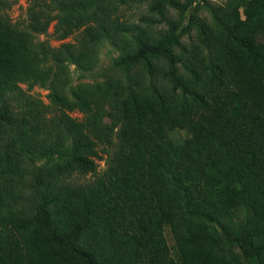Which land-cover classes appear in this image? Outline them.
<instances>
[{"label":"trees","instance_id":"obj_1","mask_svg":"<svg viewBox=\"0 0 264 264\" xmlns=\"http://www.w3.org/2000/svg\"><path fill=\"white\" fill-rule=\"evenodd\" d=\"M37 1L33 35L0 16V230L8 231L0 264H264V0H241L243 19L235 8L218 20L216 58L185 74L175 69V29L118 59L127 66L166 60L167 94L123 95L124 85L110 83L71 97L59 78L64 62L91 67L94 45L117 34L118 24L109 22L104 0L90 13L76 10L92 0ZM191 1L154 0L152 8L184 12ZM48 3L56 14L46 12ZM52 22L59 39L80 32L75 42L43 48L44 63L57 71L46 80L31 58L32 37ZM45 81L46 101L21 88ZM106 102L131 127L126 160L90 188L64 184L96 170ZM176 128L187 137L170 138ZM27 155L60 159L36 167ZM166 225L176 256L167 250Z\"/></svg>","mask_w":264,"mask_h":264},{"label":"rangeland","instance_id":"obj_2","mask_svg":"<svg viewBox=\"0 0 264 264\" xmlns=\"http://www.w3.org/2000/svg\"><path fill=\"white\" fill-rule=\"evenodd\" d=\"M37 0H8L0 3V16L3 20L10 22L11 27L25 34H34L31 26L34 24L32 19L33 10L39 8ZM49 0H46V4ZM184 2L185 0H180ZM154 0H104L103 5L109 15V22L118 24L117 34H112L102 38L94 45L95 59L91 67L83 68L72 61L63 64L64 71L59 78L62 79L63 90L68 97H71L76 89L81 87H104L110 83L124 85L120 90L123 95L132 90L139 94L163 92L167 94L171 86L169 75H162V67L166 69V60L151 58L153 65H148L146 61H139L129 66L117 63L118 59L125 54L134 51L141 42L153 43L161 36L175 29L178 34V44L173 46L176 54L175 69L178 74H185L186 67L193 68L199 61L207 58H216L217 43L219 36V26L217 21L227 18L228 12L238 8L240 17L243 19L241 0H192L184 12L166 5L162 14L152 8ZM98 0L85 7L77 8L79 13H90L98 9ZM44 7L48 14L57 13L55 5ZM110 22V23H111ZM53 22L43 34L32 37L31 58L33 63L39 62L43 68L42 73L46 75V80L56 79V69L49 62H45L43 48L49 44L58 46L61 42H75L80 29L74 30L64 39H59L60 33L53 30ZM114 24V25H115ZM260 41L264 37L260 36ZM47 81L45 84H34L28 88L27 84H21V88L26 93L46 101ZM119 97V96H118ZM99 124L107 134L97 142L100 159L94 172L85 174L73 173L65 180L64 184L72 186H85L90 188L97 178L106 176L111 168H119L126 160L127 147L131 127L119 118L117 108L113 102H106L100 106ZM73 116L81 118V114L73 113ZM168 136L175 140H182L187 137L184 129L176 128L168 131ZM60 157L52 156L37 159L29 155L26 162L29 166H49ZM29 175L23 177V187L27 183ZM1 182V179H0ZM8 234L6 229L0 230V238ZM163 236L167 245L168 252L176 256L174 239L170 228L166 225L163 228Z\"/></svg>","mask_w":264,"mask_h":264}]
</instances>
